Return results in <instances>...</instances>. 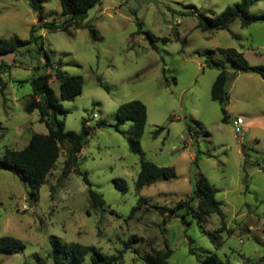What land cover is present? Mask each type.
<instances>
[{
  "label": "rangeland",
  "instance_id": "rangeland-1",
  "mask_svg": "<svg viewBox=\"0 0 264 264\" xmlns=\"http://www.w3.org/2000/svg\"><path fill=\"white\" fill-rule=\"evenodd\" d=\"M241 1L101 0L84 19L90 27L52 30L47 23L66 20L60 0H43V15L27 0H0V36L27 39L33 25L39 36L29 50L0 53V158L7 147L22 148L33 133L48 132L38 110H25L32 93L30 79L45 69L53 73V68L81 75L83 92L61 100L69 110L66 128L79 131L82 120L90 119L92 133L77 166L107 203L100 208L91 204L90 186L77 170L63 177L65 145L35 199L21 175L0 166V237L13 235L26 244L23 252H0V264H53L51 236L94 245L107 255L126 243L143 254L168 244L171 264H201L199 259L211 252L229 264H264L259 260L264 252V80L257 72L239 70L218 51L235 47L250 63L264 64V21L244 26L238 19L229 29L197 27L196 12L216 16ZM250 2L251 13L264 14V0ZM148 33L160 39L153 44ZM164 37L170 40L165 43ZM42 44L52 67L44 66ZM208 49L238 74L230 84L227 122L211 97L219 69L207 64ZM51 86L60 95L58 78ZM134 99L147 105L144 158L174 167L176 173L140 191L136 181L142 154L132 152L127 139L133 121L121 126L125 133L113 126L119 107ZM239 118L240 128L234 125ZM189 124L197 134L190 133ZM160 126L165 129L155 136ZM201 176L217 189L222 202L224 219L213 213L206 225L214 237L195 219L185 223L186 209L167 217L155 207L187 199ZM117 178L127 181V193L116 187ZM133 235L140 239L129 242ZM87 264H93L89 256ZM118 264L146 262L129 249Z\"/></svg>",
  "mask_w": 264,
  "mask_h": 264
},
{
  "label": "trees",
  "instance_id": "trees-1",
  "mask_svg": "<svg viewBox=\"0 0 264 264\" xmlns=\"http://www.w3.org/2000/svg\"><path fill=\"white\" fill-rule=\"evenodd\" d=\"M30 6L43 15V0H27ZM101 0H60L61 13L66 17V20L61 23H47L48 28L52 30H67L70 27L81 28L90 27L88 23H84L89 9ZM250 0H242L241 2L228 6L221 14L210 16L203 12H196L199 18L197 24L198 28L202 30L210 29H229L231 24L240 19L244 26L250 25L254 22L263 20L264 14L251 13ZM43 17V16H42ZM139 26L141 25L137 18ZM37 27L33 25L31 28L30 37L27 39L20 38L18 35L11 37L0 36V53L18 52L21 48L27 49L31 43L38 44ZM148 38L154 44L159 37L152 33H148ZM163 42H168L170 38L164 37ZM39 46V45H38ZM44 50L46 62L44 66L52 67V61L49 53L45 50L43 44L39 46ZM29 50V49H27ZM38 51H40L38 49ZM218 51L228 58H230L242 71H254L264 77V64L254 65L250 63L244 56V53L235 47H220ZM215 50L208 49L206 53L207 64L219 69L218 74L211 87L212 99L219 102L223 113V121L227 122L229 119L228 105L230 101V84L236 77L237 73L229 71L225 62L220 59H215L213 53ZM53 73L48 69L40 72L38 75L30 79L32 85V93L25 106V110L29 113L38 110L40 113V121L46 124L47 133H33L28 143L22 148L7 147L4 156L0 158V166L10 169L11 171L21 175L31 186L29 196L35 199L40 192V187L46 182L47 176L57 164L62 151L63 145L66 146L65 167L63 170V177L67 176L73 169L84 175L85 181L90 186V200L95 208L106 206V200L103 194L92 188L87 173H84L78 166V157L83 148L89 141L92 133V126L89 118L82 120V127L79 131L68 130L64 116L68 114L61 100H72L83 92L84 81L81 75L69 74L61 68H53ZM166 83L168 78L166 75V68L163 69ZM60 80V95H57L51 81L54 78ZM101 84L102 79L99 78ZM148 119L147 105L138 99L123 103L117 111V122L113 126L120 132L125 133L121 126L128 121H133L127 135L129 148L134 153L142 154L141 139L146 127ZM165 129V126H160L155 130L154 135L157 136ZM188 130L194 135L197 131L189 124ZM195 130V131H194ZM199 153V151H198ZM198 153H196L195 160H197ZM175 168L168 166H160L151 160L141 157V170L138 174L136 187L140 191L144 186L153 184L157 178H169L175 176ZM116 187L123 193H127L129 188L127 181L124 178L115 179ZM217 189L205 177L201 176L193 185L192 192L189 197L180 200L174 206L162 205L155 206L161 214L169 216L172 212L178 216L180 209H186V213L182 215V220L189 224L195 219L201 226L203 232L209 233L206 225L209 217L213 213L220 214L224 219L222 211V202L216 198ZM144 202V198H139V206ZM135 207L129 214L132 217ZM187 215L192 219L187 220ZM167 219H165V222ZM138 235H133L132 240L138 241ZM51 257L53 264H87V257L89 256L93 264H118L124 259V254L127 250L133 249L137 255L142 258L146 264H171L169 259L173 250L167 244L165 248H154L150 253H141L139 248H134L130 243H126L122 250L113 255L103 253L94 245L82 244L77 241H64L58 236L50 237ZM26 247L25 242L16 236L5 235L0 237V252L16 253L23 252ZM260 262L264 263V252L259 258ZM201 264H229L220 259L216 252H211L204 258L199 259Z\"/></svg>",
  "mask_w": 264,
  "mask_h": 264
},
{
  "label": "built area",
  "instance_id": "built-area-1",
  "mask_svg": "<svg viewBox=\"0 0 264 264\" xmlns=\"http://www.w3.org/2000/svg\"><path fill=\"white\" fill-rule=\"evenodd\" d=\"M94 116H97V115L95 114ZM239 119H240V120H239ZM239 119H235V120H234V125L237 126L238 128L241 127V123H240V121H241L242 118H239Z\"/></svg>",
  "mask_w": 264,
  "mask_h": 264
},
{
  "label": "crops",
  "instance_id": "crops-1",
  "mask_svg": "<svg viewBox=\"0 0 264 264\" xmlns=\"http://www.w3.org/2000/svg\"><path fill=\"white\" fill-rule=\"evenodd\" d=\"M254 65H259V64H254ZM259 74V73H258ZM262 78H263V80H264V77L261 75V74H259ZM236 76H238V74L236 75ZM236 78V77H235ZM191 133V132H190ZM192 134V133H191Z\"/></svg>",
  "mask_w": 264,
  "mask_h": 264
}]
</instances>
